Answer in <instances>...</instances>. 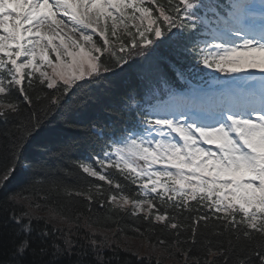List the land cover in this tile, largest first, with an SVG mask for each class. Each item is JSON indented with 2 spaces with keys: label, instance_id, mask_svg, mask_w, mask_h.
Segmentation results:
<instances>
[{
  "label": "snow or ice",
  "instance_id": "6c2138e0",
  "mask_svg": "<svg viewBox=\"0 0 264 264\" xmlns=\"http://www.w3.org/2000/svg\"><path fill=\"white\" fill-rule=\"evenodd\" d=\"M166 41L177 62L187 65L172 66L178 81L184 82L185 72L205 70L230 79L215 80L219 88L212 93L182 96L161 77L167 99L157 92V103L147 108L130 96L136 123L114 131L98 152L73 161L82 173L109 185L107 192L100 185L73 188L60 180L48 181L51 190L90 202L99 198L101 207L107 203L121 212L131 205L129 215L144 212L149 223L167 222L161 231L177 229L172 233L177 237L186 230L180 247L185 260L221 264L206 258L218 255L223 264H233L235 255L236 264H264V77L251 74L264 73V0H0V120L22 115L17 95L30 109L3 146L10 162L0 168V186L21 166L43 118L65 106L70 92L75 96L128 64L129 56ZM37 85L55 90L43 97L39 111L33 107L41 100L33 95ZM90 130L106 134L103 127ZM111 168L136 191L125 192L121 180L108 173ZM185 210L193 213L187 224ZM23 216H12L19 225L14 250L21 257L32 247L31 219ZM209 235L217 237L215 243ZM104 242L91 239L93 251ZM197 244L204 258L188 255ZM72 246L65 238L63 248L53 245L54 255H71Z\"/></svg>",
  "mask_w": 264,
  "mask_h": 264
},
{
  "label": "trees",
  "instance_id": "16d2710c",
  "mask_svg": "<svg viewBox=\"0 0 264 264\" xmlns=\"http://www.w3.org/2000/svg\"><path fill=\"white\" fill-rule=\"evenodd\" d=\"M158 51L161 54L156 51L159 54L160 61H157L159 66L166 62L182 68L177 62L174 46L170 42L159 46ZM135 87L137 80L130 71L118 77H104L100 82L81 89L75 96L70 92L65 98V106L43 118L44 126L26 145L21 157V166L6 184L0 186V264H197L196 259L185 260L181 255L180 247L186 240V230H181V235L177 237L172 234L177 232V229L161 231L167 222L153 220L149 223V220L143 219L145 214L129 215L131 206L123 212L107 203L101 207L99 198L90 202L83 197H69L63 191H52L48 183L51 180H60L73 188L85 187L91 183L102 186L107 192L109 185L85 175L75 168L73 161L98 152L114 131L135 124L137 118L128 108V99L132 96L130 93L135 91ZM54 91L44 85H37L33 95H39L41 100L35 101L33 107L39 111V107L43 105V97ZM75 91L76 89H73V92ZM16 99L21 101V107L24 109L22 115L9 120L8 123L0 120V168L10 162V154L3 146L8 143L9 138L15 136L20 121L25 120L30 112L22 103V97L17 95ZM70 123L75 126H69ZM93 125L105 128L106 134L93 135L90 130ZM66 145L72 147L62 152L61 149ZM24 163H29L32 167H25ZM66 171L73 174L65 175ZM107 171L114 173L121 180L126 186L125 192L136 191V185L124 181L116 169L111 168ZM92 191L95 194L96 189L93 188ZM25 202L29 203V208L38 212L53 214L68 224L70 230L56 225L41 214H28ZM191 204H195V201L190 202ZM156 211L157 209H153V212ZM171 212L169 205L170 218ZM24 213L28 215L23 216ZM13 215L23 216L24 221L31 219L32 247L22 257L16 255L14 250L19 225L12 219ZM191 215L193 213L183 211L182 216L185 218L183 223L187 224ZM177 219L179 220L180 216H177ZM89 229L113 233V237L118 240L130 238L141 241L158 250L162 257L156 255L155 250L147 253L153 256L139 257L130 251H137L136 248L124 247L119 241L115 243L101 239L98 235L91 234ZM43 232H47L48 235L42 236ZM65 238L72 241V254L54 255L53 245L59 244L63 248ZM207 238L213 243L217 240V237L212 235ZM91 239L105 241L104 244L97 245L98 252L93 251ZM158 239H164L167 244H157ZM191 247L192 251L188 253L190 257L204 258L203 249L199 244ZM206 258L209 261H221L223 264V258L218 255ZM231 260L236 264L235 255Z\"/></svg>",
  "mask_w": 264,
  "mask_h": 264
},
{
  "label": "rangeland",
  "instance_id": "374dc122",
  "mask_svg": "<svg viewBox=\"0 0 264 264\" xmlns=\"http://www.w3.org/2000/svg\"><path fill=\"white\" fill-rule=\"evenodd\" d=\"M56 43H58V41H56ZM50 55H52L53 58H54V54L53 53H50ZM140 163L143 164L142 161ZM25 205H27V212H28V214H30V215H40L41 214L47 220L55 223L56 225H58V226H64L67 230H70L68 224H66L65 222H63L59 218L55 217L53 214L48 213V212H46V213L38 212L35 209L29 208L30 205H29L28 202H25ZM145 207H147V205H145ZM90 232L93 235H98V237H100L101 239H104V240H107V241H109V240L110 241H114L115 243H118V241H119L120 244L122 246H124V247H131V248H134V249L136 248L137 251H133V250H130V251H131V253L133 252V254H135V255H137L139 257H144V256H147V255L153 256V254H147L148 252L150 253L153 250H155L154 253L156 255H158L159 257H162V254H160L158 250H156V249H154V248H152L150 246L147 247V245H145L141 241L135 240L137 242H134L133 239H128V238H124V239L118 240L116 237L115 238L113 237V233L111 234V233H108L106 231H104V232H98V231H95V230H90ZM155 257L157 259H159V257H157V256H155Z\"/></svg>",
  "mask_w": 264,
  "mask_h": 264
}]
</instances>
